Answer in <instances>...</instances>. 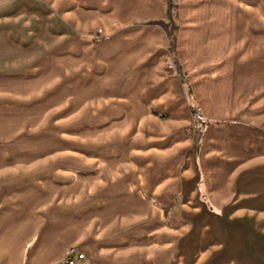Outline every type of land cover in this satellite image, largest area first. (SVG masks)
I'll use <instances>...</instances> for the list:
<instances>
[{"label": "crops", "instance_id": "1", "mask_svg": "<svg viewBox=\"0 0 264 264\" xmlns=\"http://www.w3.org/2000/svg\"><path fill=\"white\" fill-rule=\"evenodd\" d=\"M177 1L176 59L189 98L167 70L168 38L155 22L166 19L165 0H0L11 15L60 16L50 30L87 64L81 86L90 74L104 81L98 95L114 105L103 115L126 117L138 135L100 149L82 190L52 174L14 184L0 175V264H58L72 249L84 254L75 264H166L173 230L165 213H191L204 195L214 210L233 205L220 212L236 214L264 190V0ZM250 7L256 16L244 14ZM98 27L100 40L72 42ZM189 106L218 122L198 130L182 176L178 154L191 138L177 131L190 122ZM167 120L178 135L151 127ZM176 184L191 206L174 200L183 190ZM182 219L177 230L188 225Z\"/></svg>", "mask_w": 264, "mask_h": 264}, {"label": "rangeland", "instance_id": "2", "mask_svg": "<svg viewBox=\"0 0 264 264\" xmlns=\"http://www.w3.org/2000/svg\"><path fill=\"white\" fill-rule=\"evenodd\" d=\"M170 1V17L165 10V21L155 22L164 29L168 38L167 70L169 74L179 75L189 98L191 88L179 71L176 59L178 1ZM243 9L246 10L244 14H257L251 7ZM9 13L0 12V175L14 184L22 177L52 174L59 182H74L82 190L85 185L81 181L83 177L96 173L95 166H90L101 164L95 162L99 150L109 149L120 142L135 141L138 137L135 126L133 129L132 122L129 123L126 117L118 118L116 114L114 119L105 118L104 112H111L114 104L104 102L102 95H98L104 81L98 85L97 75L90 74L92 86L90 83L81 86L79 78L87 76V64L74 55L66 54L68 50L65 47L71 41L69 38L54 39L55 32L50 30L62 24L60 16L53 13L50 22L51 19L47 21L37 12L30 16L28 13ZM98 29L101 28H96L89 36L83 34L73 38L72 42L100 40L103 32L99 39L94 38ZM167 30L174 32L173 47ZM196 109L200 111L198 107L189 106L190 122L177 131L191 138L187 148L178 154L181 166L176 170L182 176H185V163L192 158V151L196 148L198 130L216 121L200 111L204 121L196 122ZM175 126V120L151 123L158 133L162 127L170 136L176 134L173 132ZM156 139L161 140L160 136ZM176 146L172 144L171 147ZM104 166L107 165L104 163ZM176 185L179 190L182 186L183 190L174 200L191 206V199L182 197L186 193L183 184ZM184 185L188 184L184 182ZM173 188L174 185H170L168 190L169 202L172 201ZM256 194L254 199L242 201L246 208L239 209L236 214L220 212L230 210L228 207L233 205L218 206L214 210L204 195L195 200L200 204L199 209L188 206L191 213H165L163 218L173 230V233L169 232L173 243L169 246L166 264H219L221 258L222 264H264V190L256 191ZM180 219L188 223L185 229L189 230L184 229V224L183 228L178 227L179 230L173 227ZM193 227L195 231H192Z\"/></svg>", "mask_w": 264, "mask_h": 264}, {"label": "built area", "instance_id": "3", "mask_svg": "<svg viewBox=\"0 0 264 264\" xmlns=\"http://www.w3.org/2000/svg\"><path fill=\"white\" fill-rule=\"evenodd\" d=\"M102 34V30L98 29L96 31V33L94 34V38L95 39H99L101 37ZM195 116H196V122L197 121H204L203 117L200 114V111H198L196 109L195 111ZM84 257V255L80 252H75L74 250H72L67 256H65L64 258H62L59 262V264H75L78 260L82 259Z\"/></svg>", "mask_w": 264, "mask_h": 264}, {"label": "trees", "instance_id": "4", "mask_svg": "<svg viewBox=\"0 0 264 264\" xmlns=\"http://www.w3.org/2000/svg\"><path fill=\"white\" fill-rule=\"evenodd\" d=\"M166 6H167L166 15L168 17H170V13H171L170 10H171V7H172V3H171L170 0H166ZM160 23H162V22H160ZM162 24H164V23H162ZM173 30H174V28H173ZM173 33L174 32H171V30H167V34H168V36H170V42H171L172 47L174 46V35H173Z\"/></svg>", "mask_w": 264, "mask_h": 264}]
</instances>
